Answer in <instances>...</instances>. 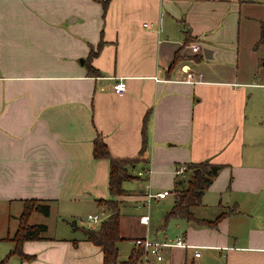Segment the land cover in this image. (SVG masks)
I'll list each match as a JSON object with an SVG mask.
<instances>
[{
	"label": "crops",
	"instance_id": "1",
	"mask_svg": "<svg viewBox=\"0 0 264 264\" xmlns=\"http://www.w3.org/2000/svg\"><path fill=\"white\" fill-rule=\"evenodd\" d=\"M262 23L264 0H0V205L18 204L17 224L30 199L49 205L45 217L105 216L97 199L110 197L108 160L92 155L99 133L112 157L136 159V185L124 186L120 205L141 198L143 168L153 191H169L153 201L162 210L142 213L147 223L120 208V242H129L121 260L135 238L181 235L196 247L164 248L150 264H264ZM85 58L99 75H88ZM118 79L122 93L112 91ZM203 160L221 168L192 212L227 213L215 226L172 217L169 227L164 215L185 176L175 168ZM71 221L64 236L42 222L43 238L22 243L30 257L6 264H102L100 247ZM13 233L0 236V255Z\"/></svg>",
	"mask_w": 264,
	"mask_h": 264
},
{
	"label": "trees",
	"instance_id": "2",
	"mask_svg": "<svg viewBox=\"0 0 264 264\" xmlns=\"http://www.w3.org/2000/svg\"><path fill=\"white\" fill-rule=\"evenodd\" d=\"M107 0H102L105 8ZM186 39L190 41L188 30H185ZM264 39V23L261 25L260 41ZM99 47V44H98ZM96 51H90L91 57ZM180 50H176L173 59L169 65L171 69L180 60ZM88 75H99V71L90 65L87 58L84 59ZM150 112L147 111L143 117L142 123V142L139 154H143L146 146V126ZM92 155L94 158H104L108 160V191L110 197L108 199H97L99 204L104 206L106 215L97 226L79 225L86 239L100 247L102 252V264H137L142 255V249L137 247L131 250L125 260L118 259V243L122 240L119 232L120 222V200L119 196L126 193L123 183L133 177L132 168L136 159L115 158L112 157L102 136L96 133L92 141ZM220 165L210 163L208 160L200 162H190L185 164L183 187L177 192V200L173 206L164 215V223L172 217L183 218L187 221H193L199 225L215 226L220 218L224 217L227 211L219 213L214 219H199L192 212V207L200 202L203 190L211 183ZM33 211L40 212L44 215L49 213V205L42 203L36 199L24 201L22 212L19 215L17 227L9 238L12 241V248L0 259V264H6L9 256L17 255L21 259L28 258L22 251V243L26 240H36L43 238L46 231V225L43 223H28L30 214ZM72 227H76V221L70 222Z\"/></svg>",
	"mask_w": 264,
	"mask_h": 264
},
{
	"label": "built area",
	"instance_id": "3",
	"mask_svg": "<svg viewBox=\"0 0 264 264\" xmlns=\"http://www.w3.org/2000/svg\"><path fill=\"white\" fill-rule=\"evenodd\" d=\"M147 25V23H144ZM197 46L192 44L191 50L196 51ZM189 75V73H188ZM126 86L125 82L122 79H118L112 85V91L115 93H122L124 92ZM185 170V165H179L175 168V173L182 174ZM152 174V169L150 167L143 168L136 171V176L142 177L144 180L143 191L141 193V198L136 199V201L140 202L139 206H144L146 208L150 207L151 202L164 198L166 195L169 194L168 190H160V191H153L152 185L150 182ZM103 214L100 212H96L93 214H87L85 216V221L89 223L90 226L98 225L102 219ZM148 214H142L139 217L140 222L147 223L148 221ZM134 246L137 248L142 249V255L137 264H150L151 260L154 259L155 261H163V249L164 248H172V247H180V248H194L196 246L189 244L184 240L181 235L175 236L173 239H165V240H154L149 237H138L133 240ZM199 252L194 251V256H198Z\"/></svg>",
	"mask_w": 264,
	"mask_h": 264
},
{
	"label": "rangeland",
	"instance_id": "4",
	"mask_svg": "<svg viewBox=\"0 0 264 264\" xmlns=\"http://www.w3.org/2000/svg\"><path fill=\"white\" fill-rule=\"evenodd\" d=\"M85 63V61H84ZM133 170V168H132ZM137 170V169H136ZM136 185V182H134V180H128L125 181L123 183V187L125 186L127 189H129V191L131 189H133ZM140 202L136 201L134 197H124V200L121 201V212H123L125 215H140L142 213L147 212L146 211V207L144 206H139ZM162 205L161 203H157V202H151L150 204V209L149 212L152 216V210H156V211H160L162 210ZM83 208H85V206H83ZM81 209V208H79ZM148 209V208H147ZM18 204H11L10 207L8 206H4V205H0V236H5L6 234H11L12 232H14V230L17 227V220L16 217L17 216V212H18ZM83 210H88L83 209ZM81 211V210H79ZM93 211V210H92ZM85 216L83 217H79V216H75L73 218L71 217H67V218H59L57 217L55 211H52L49 216H44L41 213H33L28 220V223H46L48 225V229H47V234L49 235H56V236H64L66 234V225L69 226L68 222L71 221L72 219H75L76 224L77 225H84V226H90L89 223L87 221H85ZM173 220V218L169 219L167 222V225L169 227H172V223L171 222ZM152 222V220H151ZM93 226H97V225H93ZM168 227V229H169ZM170 231V230H169ZM174 235V234H173ZM122 243V245H121ZM5 245V243L3 241H0V246L1 248ZM126 245H129V242L127 241H123L120 242L121 246V250L119 251V260L125 258L124 255L126 254V250L124 247H126ZM2 250V249H1ZM9 251V250H8ZM4 252L2 255H0V259L6 255V253L8 252ZM2 251H0L1 254Z\"/></svg>",
	"mask_w": 264,
	"mask_h": 264
},
{
	"label": "water",
	"instance_id": "5",
	"mask_svg": "<svg viewBox=\"0 0 264 264\" xmlns=\"http://www.w3.org/2000/svg\"><path fill=\"white\" fill-rule=\"evenodd\" d=\"M83 60L81 59L80 62H82Z\"/></svg>",
	"mask_w": 264,
	"mask_h": 264
}]
</instances>
